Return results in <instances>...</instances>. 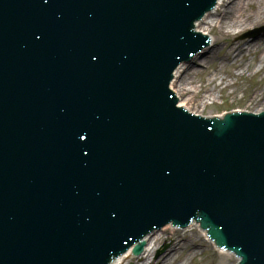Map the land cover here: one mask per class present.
Returning a JSON list of instances; mask_svg holds the SVG:
<instances>
[{
  "label": "water",
  "instance_id": "1",
  "mask_svg": "<svg viewBox=\"0 0 264 264\" xmlns=\"http://www.w3.org/2000/svg\"><path fill=\"white\" fill-rule=\"evenodd\" d=\"M205 1L0 0L2 264H14L13 258L18 256L9 261L7 250L18 252L19 243L14 239L23 234L22 228L17 229L20 223L29 221V233L38 235L56 218L57 209L49 203L61 204L63 214L65 203L73 205L82 192L83 203L78 209L86 203L97 207L91 222L80 226L82 245H69L68 257L64 256L66 245L50 254L83 264L91 256L100 258L97 240L112 223L109 213L121 219L115 229L124 237L126 229H134V234L140 231L136 220L153 204L163 214L172 206H187L182 191L193 189L202 196L221 189L222 193L215 195L225 200L223 207L207 198L206 204L198 202L202 206L194 210L197 216L175 212L171 219L160 221L155 218L157 209L147 213L149 226L204 218L207 230L209 213L214 222H221L222 214L230 217V211L235 213L231 199L233 202L239 196L234 193L254 190L252 178L242 180L221 163L215 167L216 152L225 146L215 149L214 144L198 142L199 127L187 129L189 142L180 138L186 129L181 128L179 114L168 109L169 98L164 94L167 65L173 64L186 46L187 51L195 47L186 44L188 36L182 29L186 17L195 20ZM180 17L181 23L171 27ZM166 54L168 63L161 65L159 61L164 62ZM190 66L196 65L190 62ZM45 133L51 145L46 152L38 151L32 144L44 138L38 134ZM255 137L252 134L248 145L258 141ZM39 146L46 148L44 142ZM56 160L61 163L57 174H72L74 178L62 179L60 190H66L65 195L40 198L42 180L48 181L59 169ZM258 160L249 163L255 167ZM97 164L100 172H96ZM175 195L181 198L178 202ZM237 205V225H262V207L244 199ZM16 206L21 209L14 211ZM226 207L225 215L222 209ZM215 225L212 236L222 241L229 234L230 245L237 243L232 222L223 232ZM103 237L112 238L110 234ZM41 244L34 246L41 250Z\"/></svg>",
  "mask_w": 264,
  "mask_h": 264
},
{
  "label": "bare ground",
  "instance_id": "2",
  "mask_svg": "<svg viewBox=\"0 0 264 264\" xmlns=\"http://www.w3.org/2000/svg\"><path fill=\"white\" fill-rule=\"evenodd\" d=\"M196 21V20H194ZM258 25H264V0H220L214 10L210 12L205 18L201 21L196 22L195 28L196 30H202L203 33H210L213 30H218L220 34H222L224 43L226 44V40L228 37L236 36L238 33L242 32L244 29L249 27H254ZM219 39L215 38L214 47L217 45H221L222 42L218 41ZM229 44V43H228ZM227 44V45H228ZM212 46V47H213ZM207 56L204 57L202 62H198V64H202L204 68H208L210 61L219 59L220 54L216 56L214 54L213 49L207 48L203 52ZM246 57H251L252 61L250 64L258 58V62L261 66L257 69L255 74H262L264 78V37L255 41H247L234 43L230 45L227 49L226 53L222 55L220 65L215 72V76L219 75V77L215 76L211 77L207 82H204L200 87L201 89H192L189 88V85L194 84V80L197 75L202 74L203 71L191 68L189 65H182L180 68L176 70L174 73V81L172 83V88L175 90L177 95L180 97V106H186L191 111L202 114L200 112H196L193 108H206L209 105V101H217V95L214 96V92L218 90L220 93L231 87L233 85L230 83H226V85H222L225 83V77L221 75L222 70L226 65H232L235 68H243V60ZM249 64V66H250ZM197 66V63L195 64ZM247 70L244 72L237 74L236 76H243L246 74ZM194 77V78H192ZM217 78H221L220 84H215ZM213 85L212 87H210ZM210 87V88H209ZM204 91L203 95L200 93ZM208 93L209 95H207ZM191 94L194 96H198L200 98L199 103L195 104L193 99H188ZM230 95L235 96V91H233ZM260 96V97H259ZM264 98V89L257 94V96L252 97L253 101H261ZM221 99V98H220ZM193 107V108H192ZM261 111V110H260ZM212 115V114H210ZM174 223H169L168 226L164 227L161 232L156 231L154 234L150 235L145 239L147 242L144 252L138 257V259L132 258V252L128 251L125 255L117 258L112 264H182L184 260H192L197 252L195 248L200 247L201 245L193 244L188 247L186 240L190 241V238H193L196 234L195 230H200L202 236H208L207 230H204L200 227V222H191V224L183 230V232H191V235L182 236L180 239L175 237L173 240L171 239V248L164 253L160 257H156V251L158 249V244L161 242L164 233L172 232L173 234L178 231L174 228ZM184 241V242H182ZM191 243V242H190ZM218 254L221 256L219 264H229L231 256L223 251H218Z\"/></svg>",
  "mask_w": 264,
  "mask_h": 264
},
{
  "label": "rangeland",
  "instance_id": "3",
  "mask_svg": "<svg viewBox=\"0 0 264 264\" xmlns=\"http://www.w3.org/2000/svg\"><path fill=\"white\" fill-rule=\"evenodd\" d=\"M257 30H260L261 32L258 33L261 36L257 39H262L264 37V25H258V26H252L249 28L244 29L242 32L238 33L236 36L228 37L226 40V44L224 43V40L222 37V34L218 30H213L212 35L214 38L219 39L218 41L222 42V44L217 47H213L214 54L216 53V56L220 54L219 59L222 58V55H224L227 51V49L230 47V45L234 43H240L244 41H255L254 39H244L242 40L241 38L244 37L246 34H249L251 32H254L253 35L257 34ZM256 40V41H257ZM229 43V44H228ZM228 44V45H227ZM207 55L205 54L204 57ZM204 57L198 56L196 59H193V63L196 64L197 66H191V68H196L201 71H203L202 74H199L196 76L194 80L193 85H189V88L192 89H201V85L204 82H207L211 77L215 76V72L217 71L218 66L220 65L219 59L212 60L210 61L209 67L204 68L202 64H198V62H202L204 60ZM252 61L251 57H246L243 60V68H235L231 64L226 65V67L223 68L222 70V77H225V83L222 85H226V83L234 84L235 85L228 87L222 93H220L218 90L214 92V96L217 95L218 97L216 98L217 101H209V105L206 108H198L196 107L195 104L199 103L200 98L198 96H194L191 94V96L188 99H193L196 108H193L196 112L202 113V115L209 116L210 114L212 115H219L224 113V111H229V110H245L249 109V111L252 112H259L260 110H264V98L261 101H253L252 97L257 96L262 89H264V78L262 77V74H255L257 69L261 66V64L258 62V58H256L251 64L250 62ZM190 64V63H188ZM187 64V65H188ZM250 64V66H249ZM244 70H247L246 74L243 76H236L239 73L244 72ZM219 77V75L215 76ZM194 78V77H192ZM221 78H217L215 84H220L221 83ZM211 85L210 87H212ZM209 87V88H210ZM233 91H235V96L230 95ZM205 92L202 91L200 95H203ZM209 95L208 93H206ZM260 97V96H259ZM221 98V99H220ZM194 233L196 234L193 238H190L189 240H186L188 247L189 245L197 244L198 246L201 245L198 248H195V251L197 252L196 256L192 260H184L182 261V264H219L221 256L215 251L214 247L205 239L204 236H202L201 231L195 230ZM186 235H191V232H181V231H176L175 234L172 232H166L163 235V238L161 242L158 244V249L156 251V257L162 256L164 253H166L170 248H171V239L173 240L175 237L177 239L181 238L182 236ZM184 242V241H182ZM191 242V243H190ZM133 258V257H132ZM137 259L136 257H134ZM128 264V263H125ZM131 264V263H129ZM229 264H235V260L231 257Z\"/></svg>",
  "mask_w": 264,
  "mask_h": 264
}]
</instances>
